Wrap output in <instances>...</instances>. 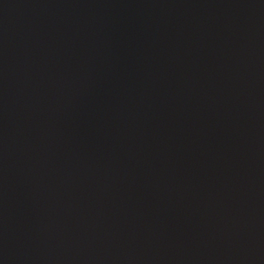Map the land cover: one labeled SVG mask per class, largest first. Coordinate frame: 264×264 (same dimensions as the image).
I'll list each match as a JSON object with an SVG mask.
<instances>
[{"label":"water","instance_id":"95a60500","mask_svg":"<svg viewBox=\"0 0 264 264\" xmlns=\"http://www.w3.org/2000/svg\"><path fill=\"white\" fill-rule=\"evenodd\" d=\"M0 264H264V0H0Z\"/></svg>","mask_w":264,"mask_h":264}]
</instances>
